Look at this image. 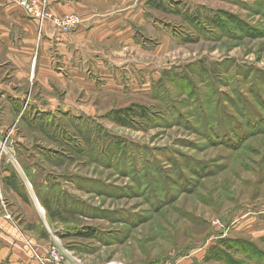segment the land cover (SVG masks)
I'll return each mask as SVG.
<instances>
[{"label": "rangeland", "instance_id": "obj_1", "mask_svg": "<svg viewBox=\"0 0 264 264\" xmlns=\"http://www.w3.org/2000/svg\"><path fill=\"white\" fill-rule=\"evenodd\" d=\"M132 6L113 79L57 115L53 144L21 148L37 171L14 162L31 202L14 220L85 264H264V0ZM244 215L262 239L235 229Z\"/></svg>", "mask_w": 264, "mask_h": 264}, {"label": "crops", "instance_id": "obj_2", "mask_svg": "<svg viewBox=\"0 0 264 264\" xmlns=\"http://www.w3.org/2000/svg\"><path fill=\"white\" fill-rule=\"evenodd\" d=\"M48 1L53 16L77 15L82 24L69 33L53 22L39 30L23 10L0 0V148L7 144L14 148L9 154L12 162L0 150V264H39L24 240L37 243L20 230L12 215L13 209L31 204L24 200L27 194L14 164L23 166L21 148L39 144L42 133L44 141L53 144L55 136L49 130L55 131L57 115L87 112L86 100L98 92L93 77L106 75L112 80L113 53L120 44L133 43L129 29H121L128 27L126 20L135 18L136 0ZM102 51L110 62H104ZM32 161L23 166L29 181L37 171ZM262 221L257 215H244L235 229L262 239ZM191 257L182 263L190 264Z\"/></svg>", "mask_w": 264, "mask_h": 264}, {"label": "built area", "instance_id": "obj_3", "mask_svg": "<svg viewBox=\"0 0 264 264\" xmlns=\"http://www.w3.org/2000/svg\"><path fill=\"white\" fill-rule=\"evenodd\" d=\"M12 4L19 7L36 22L39 30L48 22H53L57 28L64 33H69L82 24V19L77 15H66L63 17H55L50 11L48 0H8ZM10 220V216H6ZM24 245L31 251L32 257L39 264H85L81 258L74 255L69 249L65 248L58 241H54L48 245L40 246L29 240H24ZM105 264H126L123 261H110ZM164 264H174L166 262Z\"/></svg>", "mask_w": 264, "mask_h": 264}, {"label": "trees", "instance_id": "obj_4", "mask_svg": "<svg viewBox=\"0 0 264 264\" xmlns=\"http://www.w3.org/2000/svg\"><path fill=\"white\" fill-rule=\"evenodd\" d=\"M117 121L120 123V120H119V119H118ZM48 210H49V209H48ZM49 211H50V210H49ZM85 237H88V238L90 237V238H91V237H94V236H93V234L89 233V234H86ZM227 248H228V247H227ZM231 248H232V247H229V249H231ZM231 250H232V249H231Z\"/></svg>", "mask_w": 264, "mask_h": 264}, {"label": "bare ground", "instance_id": "obj_5", "mask_svg": "<svg viewBox=\"0 0 264 264\" xmlns=\"http://www.w3.org/2000/svg\"><path fill=\"white\" fill-rule=\"evenodd\" d=\"M37 204H38V203H37ZM40 210L42 211L43 209H42V208H40ZM42 212H44V210H43Z\"/></svg>", "mask_w": 264, "mask_h": 264}]
</instances>
